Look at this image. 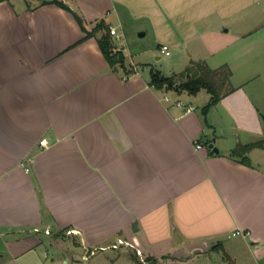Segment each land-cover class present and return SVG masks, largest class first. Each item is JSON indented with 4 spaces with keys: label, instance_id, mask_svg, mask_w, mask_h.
Instances as JSON below:
<instances>
[{
    "label": "crops",
    "instance_id": "crops-1",
    "mask_svg": "<svg viewBox=\"0 0 264 264\" xmlns=\"http://www.w3.org/2000/svg\"><path fill=\"white\" fill-rule=\"evenodd\" d=\"M58 1L68 8L0 0V264H195L179 256L210 251L221 264H264V145L247 162L232 154L264 142V102L252 96L264 0ZM100 21L151 31L176 56L177 81L198 62L228 65L235 89L204 111L207 91L153 87L154 69L123 47L134 71L112 67L103 31L86 35ZM118 238L145 262L127 247L82 257Z\"/></svg>",
    "mask_w": 264,
    "mask_h": 264
},
{
    "label": "trees",
    "instance_id": "trees-1",
    "mask_svg": "<svg viewBox=\"0 0 264 264\" xmlns=\"http://www.w3.org/2000/svg\"><path fill=\"white\" fill-rule=\"evenodd\" d=\"M52 1L68 8L66 5L62 4L61 1ZM75 16L80 24H82L81 17L77 13H75ZM98 31H103L98 38V44L110 65L112 67L117 66L123 68L126 74L132 73L134 70L130 71L125 67V57L123 53L120 50H115V45L111 38L108 25L103 21H100L92 31H86V35L90 36ZM187 72L190 73V76L187 77L184 74V78L177 81L174 75L166 76L159 70H152L150 85L158 89L166 88L175 91H186L189 94H196L198 91L204 89L210 94V101L205 105L204 111L235 89L230 82L232 71L228 65L213 69L204 63L198 62L196 64V70L193 73L190 69H187ZM262 145L263 142L261 141L248 144H238L232 154L238 157L242 162H247V153L252 148L261 147Z\"/></svg>",
    "mask_w": 264,
    "mask_h": 264
},
{
    "label": "rangeland",
    "instance_id": "rangeland-1",
    "mask_svg": "<svg viewBox=\"0 0 264 264\" xmlns=\"http://www.w3.org/2000/svg\"><path fill=\"white\" fill-rule=\"evenodd\" d=\"M143 31L136 24L130 23L127 24L124 30V34L119 39H115L116 48L123 47L125 50L128 61L135 60L137 65L139 64L144 69H151L159 70L163 74L171 75L174 71L177 70V60L176 56L174 54L166 56L165 54H162L160 50L157 48V44L154 41V37L149 31L146 35L140 36V32ZM118 32L120 33L121 30L118 29ZM112 38V37H111ZM116 50V49H115ZM160 54L161 58L156 59V55ZM138 65V66H139ZM148 66V67H147ZM130 71L135 69V64H131L129 66ZM256 90H253L252 96H254V99L258 101L260 104L264 102V76L262 78L258 79L256 83L253 86ZM260 87V88H259ZM256 91V92H255ZM207 96L206 93H202ZM260 142V141H258ZM263 142V141H261ZM264 145V142H263ZM241 234L231 235V236H240ZM120 251V250H119ZM129 252H119L118 254H128ZM114 251L109 249L107 252H103L98 255L96 258L97 260L103 261L105 257L107 256H113ZM129 255V254H128ZM190 258H187V255L179 256V259L182 261L191 260L194 261L195 264H210V263H217L221 264L225 259L222 258V254L217 251H210L206 254H200L199 256H189ZM244 256L237 259L236 264H246L247 259ZM119 264H130L129 260L126 258V256H120L118 258ZM193 264V263H192ZM233 264V263H230Z\"/></svg>",
    "mask_w": 264,
    "mask_h": 264
},
{
    "label": "built area",
    "instance_id": "built-area-1",
    "mask_svg": "<svg viewBox=\"0 0 264 264\" xmlns=\"http://www.w3.org/2000/svg\"><path fill=\"white\" fill-rule=\"evenodd\" d=\"M109 32H110V35L113 36L115 39H119L122 36V34L119 33L117 31V29L114 28L113 26L109 27ZM160 52L162 54H165L166 56L170 55V50H169L167 45H161L160 46ZM166 99H168V97H166ZM176 104L179 106L185 105L186 106V110H185L186 112H189V111L194 109V106L191 103L190 104H184L182 101H177ZM47 143H48V141L46 138L40 140V145H46ZM196 147L200 148L201 144L199 142H197ZM46 232L49 233V231H46ZM74 232H75V230H72V229L67 231L68 234L74 233ZM241 233H242L241 230H235L232 234L236 235V234H241ZM122 247H127V248L133 249L137 253V255L141 256L142 261L145 262V259L142 256V252H141L140 248L137 247L131 241L125 240L123 238H118L114 243L109 244V245L86 247L84 249L82 257L84 259H88V258L98 254L99 252L106 251L108 249H120Z\"/></svg>",
    "mask_w": 264,
    "mask_h": 264
},
{
    "label": "water",
    "instance_id": "water-1",
    "mask_svg": "<svg viewBox=\"0 0 264 264\" xmlns=\"http://www.w3.org/2000/svg\"><path fill=\"white\" fill-rule=\"evenodd\" d=\"M142 35H144V32H141V33H140V36H142ZM191 62L194 63L193 60H192ZM261 117H262V119L264 120V115H261ZM209 146L212 147V148L214 149V151H216V152L219 151V149H218L217 147H214V146H213V143H210Z\"/></svg>",
    "mask_w": 264,
    "mask_h": 264
}]
</instances>
